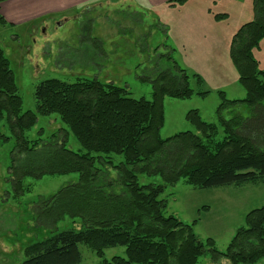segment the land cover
Listing matches in <instances>:
<instances>
[{
  "label": "trees",
  "instance_id": "obj_1",
  "mask_svg": "<svg viewBox=\"0 0 264 264\" xmlns=\"http://www.w3.org/2000/svg\"><path fill=\"white\" fill-rule=\"evenodd\" d=\"M252 10L254 19L233 35L229 51L244 98L229 100L218 92L217 124L204 122L197 110L189 111L185 121L199 135L186 131L160 137L165 97L188 100L209 94L201 90L198 75L188 76L169 55L170 68L151 82L150 101L132 99L125 88L96 79L71 84L51 79L35 88V111L24 112L0 48V124L5 123L14 139L7 168L12 197L26 193L25 179L79 176L76 184L40 199L35 213L47 227L68 217L79 220L81 228L26 246L20 264H81L79 245L101 259L98 264H198L206 252L212 264H256L264 258V206L245 215L244 227L219 252L211 239L205 244L198 240L195 222L186 225L166 215L163 186H142L137 179L160 177L164 186L184 180L197 189L264 182V62L260 69L253 56L264 39V0H253ZM0 24H6L1 16ZM191 79L197 91L190 89ZM239 106L248 108L247 118L234 113ZM225 113L232 117L225 119ZM38 115L57 116L84 153L67 148L64 130L62 139L51 135L46 142L28 140L25 134L35 127ZM9 140L0 135L1 143ZM112 156L122 161L116 164ZM115 247H123L125 257L103 260L104 251Z\"/></svg>",
  "mask_w": 264,
  "mask_h": 264
},
{
  "label": "rangeland",
  "instance_id": "obj_2",
  "mask_svg": "<svg viewBox=\"0 0 264 264\" xmlns=\"http://www.w3.org/2000/svg\"><path fill=\"white\" fill-rule=\"evenodd\" d=\"M252 1L186 0L172 5L162 0H91L43 17L35 13L33 20L23 24H0V48L9 62L24 112L35 111V88L51 79L69 84L96 79L125 88L132 99L150 101L151 82L170 68L169 55L188 76L198 75L203 81L201 90L209 94L188 100L165 97L160 137L167 139L186 131L199 135L185 121L189 111L197 110L204 122L217 124L218 92L229 100L244 98L229 51L233 35L254 19ZM253 56L261 69L264 39ZM189 87L197 91L193 79ZM234 111L243 118L249 116L245 106ZM224 117L230 119L232 114L225 113ZM61 130L67 132V148L84 153L55 115H38L35 127L25 137L43 142L51 135L62 139ZM0 135L10 138L0 142V264H20L26 246L54 233L81 228L79 220L68 217L47 227L37 221L35 213L40 199L76 184L79 176L25 179L26 193L14 199L7 174L14 139L4 122L0 124ZM112 157L116 164L122 161L121 157ZM110 173L115 177L113 171ZM137 179L142 186H163L161 198L167 203L166 215L186 225L195 222L193 230L198 240L205 244L211 239L219 252L244 227L245 215L264 206V182L197 189L184 180L164 186L160 177L137 175ZM78 250L81 264L100 263L101 259L87 247L79 245ZM113 257L124 258V248L104 251L103 260ZM198 264H212L210 254L206 252ZM256 264H264V258Z\"/></svg>",
  "mask_w": 264,
  "mask_h": 264
},
{
  "label": "crops",
  "instance_id": "obj_3",
  "mask_svg": "<svg viewBox=\"0 0 264 264\" xmlns=\"http://www.w3.org/2000/svg\"><path fill=\"white\" fill-rule=\"evenodd\" d=\"M91 0H11L0 4V15L12 25L33 20L35 13L40 16L63 12ZM169 3L170 0H162ZM236 100V99H235Z\"/></svg>",
  "mask_w": 264,
  "mask_h": 264
}]
</instances>
